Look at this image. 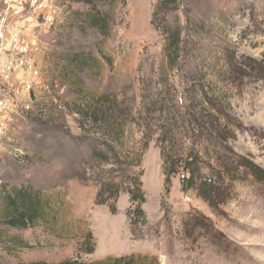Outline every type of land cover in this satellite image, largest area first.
<instances>
[{
	"label": "rangeland",
	"instance_id": "obj_1",
	"mask_svg": "<svg viewBox=\"0 0 264 264\" xmlns=\"http://www.w3.org/2000/svg\"><path fill=\"white\" fill-rule=\"evenodd\" d=\"M70 1L0 0V70L16 66L7 81L0 75L1 264H264V0H179L165 18L161 0L111 1L99 8L108 35L87 38L68 30L81 7L67 10ZM176 27L173 64L166 31ZM76 91L132 109L115 145L122 165L141 156L145 222L132 229L127 193L114 213L94 204L99 181L117 169L89 158L92 138L71 140L81 133ZM35 105L49 107L43 116L55 127L19 111ZM169 113L179 121L169 147L198 153L199 179L216 181L209 202L198 178L192 187L180 175L165 182L155 140ZM210 115L219 119L212 128ZM17 191L43 212L25 230L3 226L5 198ZM89 232L94 251L79 253Z\"/></svg>",
	"mask_w": 264,
	"mask_h": 264
},
{
	"label": "trees",
	"instance_id": "obj_2",
	"mask_svg": "<svg viewBox=\"0 0 264 264\" xmlns=\"http://www.w3.org/2000/svg\"><path fill=\"white\" fill-rule=\"evenodd\" d=\"M111 1L116 2L117 0H73L68 2L67 10H70L74 3L81 5L80 9H78L79 11L76 10L73 12V16H80L78 19V25H68V30L76 32L80 38H87L89 31H96L95 33L97 35L103 37L108 35V16L107 14H103L99 8L103 7L106 3H111ZM178 1L179 0H161L158 4L157 10L161 11L163 13V17L165 18L167 17V12L174 10V6L178 4ZM166 36L170 60L173 64H176L181 50V31L178 27H176L173 32L171 30L166 31ZM76 96L83 101L81 105H73V110L76 111L75 123L81 133L77 136L70 135L71 140L75 145H80L83 143V139L92 138V140H89L92 142L90 145L89 158L92 161L99 163H110L113 168L117 169L114 174V171H111L107 174V176L99 181L98 189L94 197V204L97 206H107L110 211L114 213L116 211L114 202L121 193H127L129 195L131 209L127 211L126 217L129 222V226L132 229L136 224L145 222V214L142 206L146 203V198L140 182L142 176V171L140 170L141 156L137 158L135 163L127 161L124 165H122L123 163L119 160L118 154L115 151V145L120 143V139H122V136L124 135L126 126L129 122H133L134 120L132 118V109L126 105H121L116 101V99L110 100L109 94H103L97 98H91L84 93V91H76ZM35 107L36 110H23L20 107L21 109H19V111L29 120L31 119L35 122H41L43 124L54 126L51 122L46 121L43 116L49 107L41 105H35ZM186 109L187 108H185V112ZM155 112H158L159 114L162 112L163 114V110L159 108ZM185 112H183L182 116L180 115V120L182 119L181 123L185 120ZM170 117L171 114L169 113L166 119L168 120L167 123L164 124L163 122L159 124V127L157 128V133L159 135L155 140L156 147L159 150L162 161V173L167 184L169 183L171 177L180 175L182 185L184 187L185 185L187 187H192L195 178L199 179L200 158H198V153L194 152L190 153L189 156L186 155L185 157L177 155V153H174L175 149H173V147H169V143L173 139L172 129L173 127H177L179 124L178 117ZM206 118L210 123L211 128L214 125L216 126L219 122V119L217 120L211 115L206 116ZM193 119L196 120L195 116ZM159 120H162L161 116L159 117ZM147 144L148 143L146 142L144 149L147 148ZM103 150L108 153H105ZM108 154L111 157L107 156ZM12 157L13 161L16 163L21 158L16 157L15 155H12ZM17 165L20 164L17 163ZM227 173H230L231 175L234 174L233 172L228 171ZM216 176L215 179L218 178ZM212 178L206 177L199 179V182L196 185L200 196L206 198L208 202L214 199L216 194V181ZM78 179L82 182H85L86 180L83 175H79ZM21 193L22 192H16L20 200H17L18 198L15 199L12 195H7L5 198L7 215L3 221V226L8 229L25 230L30 224L35 223L36 220L39 218L41 219L43 216V212L40 210L38 203L35 204L28 202L26 197H24ZM133 220L134 222H132ZM200 222L201 221L198 220V224H200ZM93 251V238L89 232L86 234L78 252L91 254ZM120 260L121 259H119L118 262ZM129 260L131 261V259ZM29 264L44 263L33 262ZM61 264L81 263L77 260H73L66 261Z\"/></svg>",
	"mask_w": 264,
	"mask_h": 264
},
{
	"label": "built area",
	"instance_id": "obj_3",
	"mask_svg": "<svg viewBox=\"0 0 264 264\" xmlns=\"http://www.w3.org/2000/svg\"><path fill=\"white\" fill-rule=\"evenodd\" d=\"M46 22L48 23V25H50V22H51V18L50 17H47L46 18ZM16 69V66L12 65V63H6L3 68H1L0 70V75H1V78L4 79L5 81H7L12 73L14 72V70ZM29 72H33L34 76H38L37 74V71L33 70L31 65H29ZM24 88L26 89H29V84H24ZM16 152H19L18 149H15ZM13 155H16V154H13Z\"/></svg>",
	"mask_w": 264,
	"mask_h": 264
}]
</instances>
